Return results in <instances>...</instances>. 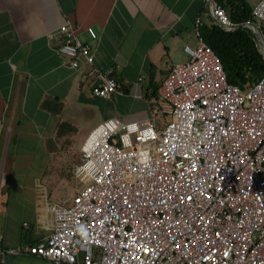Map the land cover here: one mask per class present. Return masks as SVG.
<instances>
[{"label": "built area", "instance_id": "2783aa9c", "mask_svg": "<svg viewBox=\"0 0 264 264\" xmlns=\"http://www.w3.org/2000/svg\"><path fill=\"white\" fill-rule=\"evenodd\" d=\"M209 10L224 30L239 25L214 0ZM252 16L245 24L264 41V0ZM203 26L197 18V46L168 67L147 116L108 118L90 132L77 192L51 207L52 232L25 248L0 247V264L22 253L53 264H264V76L245 90L231 84ZM55 36L70 67L90 65L95 97L119 92L115 69L95 65L72 24Z\"/></svg>", "mask_w": 264, "mask_h": 264}, {"label": "crops", "instance_id": "0c3cea01", "mask_svg": "<svg viewBox=\"0 0 264 264\" xmlns=\"http://www.w3.org/2000/svg\"><path fill=\"white\" fill-rule=\"evenodd\" d=\"M251 1L254 8L258 0ZM209 4V0H0L1 248L40 243L52 232L50 207L69 204L77 192L79 153L69 155L82 135L80 120L71 115L76 105L103 102V121L147 116L160 101L159 89L171 61L182 60L185 46H197V18L214 25ZM65 23L91 45L97 67L115 69L119 92L110 99L93 95L95 83L84 59L72 68L57 53L61 40L52 35ZM137 104L141 109L132 111ZM94 128L90 126V132ZM71 181L76 186L66 200L63 192ZM9 264L53 263L22 253L12 256Z\"/></svg>", "mask_w": 264, "mask_h": 264}, {"label": "trees", "instance_id": "16d2710c", "mask_svg": "<svg viewBox=\"0 0 264 264\" xmlns=\"http://www.w3.org/2000/svg\"><path fill=\"white\" fill-rule=\"evenodd\" d=\"M225 8L238 24L253 21V8L245 0H214ZM202 34L221 60L229 82L240 86L256 84L264 76V56L254 32L248 27L226 31L220 26L204 25Z\"/></svg>", "mask_w": 264, "mask_h": 264}, {"label": "rangeland", "instance_id": "374dc122", "mask_svg": "<svg viewBox=\"0 0 264 264\" xmlns=\"http://www.w3.org/2000/svg\"><path fill=\"white\" fill-rule=\"evenodd\" d=\"M249 3L251 4V6L253 5L251 0L249 1ZM204 17H205V22L209 24L210 18L207 15H205ZM188 61H189V57L183 53L182 60L178 61L177 59H173V61H171V64L173 65L174 63H177V62L186 63ZM69 106L70 105H68V107ZM140 109H139V104H137L135 107L132 108V111L137 112ZM67 110L69 111V109H67ZM103 110H104L103 102L96 103L95 101L90 102V103L85 102L83 104L76 105L75 110H73V111L71 110L72 111L71 115L72 114L76 115L77 116L76 118H78L80 120V124L82 127V132H81L82 135H79V138H77L76 145L71 147V149L69 151V153H70L69 155H71L72 153H79V158H81V152H80L81 146L84 143V141L87 137V134L90 133V126L92 128H94L100 122L103 121V118H104L103 117ZM161 120L168 122L170 120V117L165 116ZM63 171L67 172L68 170L65 167V168H63ZM74 184H75L74 181H71L70 183H68L66 190H64V192H63V198L64 199L68 200L71 197L72 185H74ZM75 186H76V184H75ZM50 215H51L52 220H53L52 223H54V216H53L52 212H50Z\"/></svg>", "mask_w": 264, "mask_h": 264}, {"label": "water", "instance_id": "95a60500", "mask_svg": "<svg viewBox=\"0 0 264 264\" xmlns=\"http://www.w3.org/2000/svg\"><path fill=\"white\" fill-rule=\"evenodd\" d=\"M211 1L212 0H209V3ZM240 27H248V28H250L254 32L255 37H256V40L258 42V46H259V48L261 50L262 55L264 56V41L262 39V35H261V32L258 29V27L257 26H254V25H250V24L243 23V24L237 25L236 26V29L237 28H240ZM11 259H12V256H8L4 264H9Z\"/></svg>", "mask_w": 264, "mask_h": 264}]
</instances>
